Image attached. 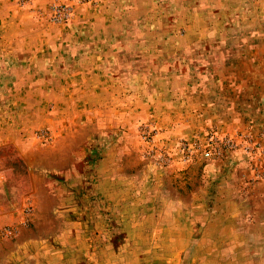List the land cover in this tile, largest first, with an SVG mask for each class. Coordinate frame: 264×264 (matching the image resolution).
Returning <instances> with one entry per match:
<instances>
[{
  "label": "rangeland",
  "instance_id": "rangeland-1",
  "mask_svg": "<svg viewBox=\"0 0 264 264\" xmlns=\"http://www.w3.org/2000/svg\"><path fill=\"white\" fill-rule=\"evenodd\" d=\"M0 264H264V0H0Z\"/></svg>",
  "mask_w": 264,
  "mask_h": 264
},
{
  "label": "built area",
  "instance_id": "built-area-1",
  "mask_svg": "<svg viewBox=\"0 0 264 264\" xmlns=\"http://www.w3.org/2000/svg\"><path fill=\"white\" fill-rule=\"evenodd\" d=\"M203 155L204 156H208L209 155V152L207 151V152H203Z\"/></svg>",
  "mask_w": 264,
  "mask_h": 264
}]
</instances>
